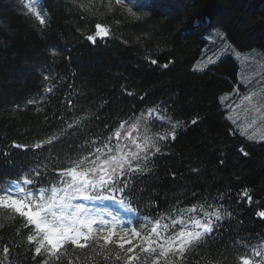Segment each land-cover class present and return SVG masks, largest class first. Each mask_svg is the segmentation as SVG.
I'll return each mask as SVG.
<instances>
[{"label": "trees", "instance_id": "obj_1", "mask_svg": "<svg viewBox=\"0 0 264 264\" xmlns=\"http://www.w3.org/2000/svg\"><path fill=\"white\" fill-rule=\"evenodd\" d=\"M6 1L0 0V183L17 180L35 162L46 163L76 147L72 139H82L84 130L104 139L120 121L159 106L180 127L175 140L153 157L151 171L134 178L130 195L141 218L166 213L177 201L186 208L224 193L222 203L233 215L206 250L193 253L190 264H237L247 251L240 241H264V219L256 215L264 210V141L233 134L221 103L240 85V63L227 55L203 72L195 70L215 28L239 52L264 53V0H153L139 20L119 11L109 15L103 7L93 14L43 0L50 21L43 31ZM96 23L108 24L111 35L92 44L86 37L94 34ZM45 75L52 77L53 92L40 107L28 105L43 92ZM78 118L81 124L67 129ZM52 135L60 137L54 147H11L13 141L32 145ZM241 147L249 156L242 155ZM53 176L49 172L42 185L48 186ZM245 188L253 197L250 205L238 196ZM0 224V260L7 245L6 264H36L32 251L24 250L28 230L18 221Z\"/></svg>", "mask_w": 264, "mask_h": 264}, {"label": "snow or ice", "instance_id": "obj_2", "mask_svg": "<svg viewBox=\"0 0 264 264\" xmlns=\"http://www.w3.org/2000/svg\"><path fill=\"white\" fill-rule=\"evenodd\" d=\"M142 6L139 0H88L87 6L80 4L83 10L93 14L103 7L109 15L119 11L133 20L141 19L139 12L134 9ZM24 7L38 22L41 31L48 27L49 17L47 11L41 8V0H26ZM216 34L223 38L219 31ZM109 35V25L96 23L94 34L86 38L95 44L98 38ZM57 54L53 48L51 55ZM150 62L157 64L155 59ZM208 63L214 61L209 58ZM163 67L167 68L168 64ZM198 70L202 71L203 68ZM44 79L47 81L52 77L45 75ZM242 83L246 92L241 94L239 87L234 88L239 103L227 107L233 112L242 109L245 120L238 122L239 118L233 119L229 115L227 118L234 126L230 131L250 141H264V84L253 90L249 87L250 80H242ZM53 90L50 86L45 92L52 93ZM127 94L133 95L131 92ZM223 100L222 97L221 103ZM28 103L36 104L37 101L29 100ZM68 104L71 107L72 101L69 100ZM167 111L156 106L146 109L134 120H122L99 145L97 138L80 145L81 148L87 146L89 150L75 158L67 157L68 166L59 167L61 161L48 157L47 163L38 164L21 180L9 181L7 187L0 189V210L11 221H18L21 228L28 230L26 245L31 246V249L25 247L24 250L32 251V260L36 264H64V261L67 264H79V256L69 255V245L72 251L90 248L104 261L114 259L120 264H190L193 253L201 248L207 249V242L215 237L222 222L233 215L222 203L224 193H220L213 202L198 201L186 208L179 207L180 202L177 201V205L166 213L142 218L131 200L134 178L149 173L153 157L162 152L164 144L170 139L176 138L180 122L167 116ZM153 120L158 122L155 126H168L169 130L163 133L153 131ZM192 123L196 124L197 120H192ZM80 124L78 118L74 123H68L67 129ZM67 129L63 135L68 134ZM59 139V136L52 135L32 145L13 141L11 147L25 151L29 147L37 150L46 145L54 147L55 141ZM240 152L245 157L249 156L243 147ZM49 172L54 176L48 186H43L42 181L49 177ZM238 196L249 205L253 201L247 188ZM106 202L115 205L117 210L113 211ZM256 215L264 219V210L257 211ZM3 227L0 224V228ZM21 228H17V235ZM239 243L247 252L237 257L238 264H264V241L258 245L243 240ZM2 252L4 259L0 260V264H6L10 248L5 245ZM37 257L41 259L37 260ZM208 264L218 262L209 260Z\"/></svg>", "mask_w": 264, "mask_h": 264}, {"label": "rangeland", "instance_id": "obj_3", "mask_svg": "<svg viewBox=\"0 0 264 264\" xmlns=\"http://www.w3.org/2000/svg\"><path fill=\"white\" fill-rule=\"evenodd\" d=\"M59 2H62L68 6H70L71 8H78L80 11H85L80 7V4L83 3L85 4V6L88 5V0H56ZM26 0H7L6 1V5L8 7H11V9L21 12L23 14H25V16L30 17L33 21H35L37 24L38 22L35 20V18L33 16H31L30 14H28L27 9L24 7ZM153 0H139V4L143 5L142 7H139L137 10L139 12V14L142 15L147 11L146 9H144L146 6H148L150 3H152ZM41 8L45 10V7L43 5V0H41ZM47 11V10H46ZM48 14V12H47ZM49 16V14H48ZM219 31L220 33H222L223 38H221V36H218L216 34V32ZM207 40V47L205 50V53L202 57V59L196 64L195 66V70L199 71V72H203L205 70H207L209 67L217 64L221 59H223L225 56L227 55H232L236 58V60L240 63L241 65V72H240V85L238 86L240 89V93L244 94L246 92V88L244 83H242V80L248 81L250 80L251 83L249 85V87L251 89H257L258 87L261 86V84H264V53L261 52L259 49H254L251 51H247V52H239L237 51L232 45L229 44V42L227 41L224 32L220 29V28H215L213 29L206 37ZM209 58H211L214 63H208ZM207 64V67H204V65ZM200 68H203V70H198ZM257 81H260L261 83L258 84ZM52 80H45L44 82V90L41 94L35 96L34 98H32V100L37 101L36 104H32L34 106L40 107L41 103L43 102L44 98L47 97V95L49 93L45 92V89L47 87H53L52 84ZM224 100V104L225 107L228 111V116L231 115L233 119H237L239 118L238 122L240 121H244L245 120V114L243 113L242 109H237L235 112L231 111V109H229L227 106L229 104H232L233 106L236 103H239V98L235 93L232 94H226V96L223 97ZM28 105H31L28 103ZM250 119V117H249ZM158 122H156L155 120H153V131L155 132H165L168 129V126H163V127H158L155 126ZM85 129V128H83ZM83 132H85V135L83 136L82 139H79L77 137L74 136V138L72 139L74 142V145L76 143V147L72 146L70 149H64L62 152H60L59 154L55 155L54 159H58L59 161H61V163H59V167H66L68 166L66 163V158L67 157H73L75 158L78 155H83L86 154V152L89 150L88 147H84L81 148L79 147L80 145H84L85 141L91 140L93 138H97V145H99L101 143V138L98 137L95 134H89L87 133V130H84ZM64 138V137H62ZM254 141H261V140H254ZM73 144V143H72ZM36 163V166H35ZM34 168L37 167L38 164H42L39 162H35ZM47 163V162H46ZM32 165V166H33ZM32 168V169H34ZM51 168V165H50ZM25 175V174H24ZM22 175L21 178L24 176ZM18 179V180H21ZM16 180V181H18ZM10 180H5L2 183H0V189L7 187L8 182ZM109 203V206L111 207V209L113 211H116V206L110 204V202H106ZM91 206V204L89 205ZM5 222H13L11 221L7 214L3 212V210H0V223H5ZM28 234V233H27ZM26 234V235H27ZM26 235H25V240H24V245L26 247H29L31 249V246H27L26 245ZM133 243H135V241H133ZM69 255L70 256H79L80 262L79 264H100L101 262H107L104 261L102 259V257L100 256H96L95 253L89 248V249H84L81 250L79 248L75 249V251L71 250V246L69 245ZM127 247V245H126ZM31 251V250H29ZM115 251V250H114ZM247 251H244L242 253H240V255H244ZM259 259V258H256ZM111 262H116L119 263V261H115L110 260ZM64 264H67L66 261H64ZM238 264V263H237Z\"/></svg>", "mask_w": 264, "mask_h": 264}, {"label": "bare ground", "instance_id": "obj_4", "mask_svg": "<svg viewBox=\"0 0 264 264\" xmlns=\"http://www.w3.org/2000/svg\"><path fill=\"white\" fill-rule=\"evenodd\" d=\"M108 25V24H107Z\"/></svg>", "mask_w": 264, "mask_h": 264}]
</instances>
